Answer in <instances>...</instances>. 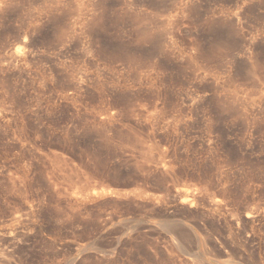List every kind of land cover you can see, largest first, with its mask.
<instances>
[{
	"label": "rangeland",
	"instance_id": "374dc122",
	"mask_svg": "<svg viewBox=\"0 0 264 264\" xmlns=\"http://www.w3.org/2000/svg\"><path fill=\"white\" fill-rule=\"evenodd\" d=\"M0 104V264H264V0H0Z\"/></svg>",
	"mask_w": 264,
	"mask_h": 264
},
{
	"label": "bare ground",
	"instance_id": "6f19581e",
	"mask_svg": "<svg viewBox=\"0 0 264 264\" xmlns=\"http://www.w3.org/2000/svg\"><path fill=\"white\" fill-rule=\"evenodd\" d=\"M22 59V58H21ZM2 104V103H1ZM0 104V105H1ZM2 106V105H1ZM36 106V105H35ZM4 107V106H3ZM2 109V108H1ZM3 112V111H2ZM2 118V117H1ZM7 118V117H6ZM9 118V117H8ZM5 120V119H4ZM24 141V140H23ZM3 150H5V149H3ZM2 154V153H1ZM6 155H8V154H6ZM5 156V155H4ZM1 157V156H0ZM3 157V156H2ZM6 161H9V160H6ZM22 161V160H21ZM5 163V162H4ZM6 164V163H5ZM13 164V163H12ZM15 164V163H14ZM22 165V164H21ZM5 166V165H4ZM27 167V166H26ZM1 169V168H0ZM9 169V168H8ZM19 169V168H18ZM9 171V170H8ZM29 172V171H28ZM19 173V172H18ZM13 173H11L10 175H12ZM26 174V173H25ZM16 175V174H15ZM14 175V176H15ZM23 175V174H22ZM25 176V175H24ZM13 177V176H12ZM16 177V176H15ZM27 178V177H26ZM15 179V178H14ZM19 179V178H18ZM11 180V179H10ZM16 182H17V180H16ZM11 184V183H10ZM2 187V186H1ZM30 202V201H29ZM186 202H187V200H186ZM30 205H31V203H30ZM32 206H33V204H32ZM15 208V207H14ZM33 208V207H32ZM27 210H28V208H26ZM19 210V209H18ZM21 212V211H20ZM18 213V212H17ZM18 217V216H17ZM33 217H35V216H33ZM254 217V216H253ZM32 220V219H31ZM3 221H5V220H3ZM36 225V224H35ZM34 226V225H33ZM33 226H31V228L33 227ZM39 226V225H38ZM36 226H34V228H35ZM20 228V227H19ZM37 228V227H36ZM5 231V230H4ZM39 231V230H38ZM8 232V231H7ZM15 232V231H14ZM9 233H12V232H9ZM8 233V234H9ZM1 234H3V233H1ZM15 235V234H14ZM11 236H13V235H11ZM34 236V235H33ZM20 237V236H19ZM4 239V238H3ZM13 239H15V238H13ZM22 238H20V240H21ZM7 240H9V238L7 239ZM9 241H11V240H9ZM13 241H16V240H13ZM1 242H2V240H1ZM17 242H18V240H17ZM8 244H9V242H8ZM5 245V244H4ZM18 245V244H17ZM15 246V245H14ZM2 247H4V246H2ZM16 247V246H15ZM13 248V247H12ZM6 250V249H5ZM2 250H0V252H1ZM4 251V250H3ZM7 251V250H6ZM5 251V252H6ZM11 251V250H10ZM14 253V252H13ZM9 254H11L10 252H9ZM1 255V254H0ZM5 256V254H3V257ZM2 257V258H3ZM8 257V256H7ZM0 258H1V256H0ZM5 259H7L6 257H4ZM4 261V260H3ZM6 261V260H5ZM8 261V260H7ZM1 263V262H0ZM4 263V262H3ZM14 264V263H13Z\"/></svg>",
	"mask_w": 264,
	"mask_h": 264
}]
</instances>
